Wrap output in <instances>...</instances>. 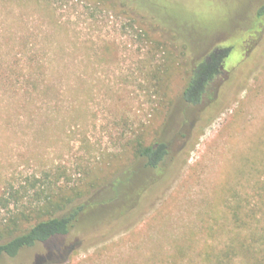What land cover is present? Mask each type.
Returning <instances> with one entry per match:
<instances>
[{"label": "rangeland", "instance_id": "374dc122", "mask_svg": "<svg viewBox=\"0 0 264 264\" xmlns=\"http://www.w3.org/2000/svg\"><path fill=\"white\" fill-rule=\"evenodd\" d=\"M242 2L161 0L171 27L130 29L83 0H0V190L56 168L108 175L128 139L170 122L158 188L128 223L87 232L62 264H207L232 230L221 227L227 191L228 203L236 190L264 214V0ZM217 49L230 50L224 69L185 109L192 67ZM249 158H261L257 173Z\"/></svg>", "mask_w": 264, "mask_h": 264}, {"label": "trees", "instance_id": "16d2710c", "mask_svg": "<svg viewBox=\"0 0 264 264\" xmlns=\"http://www.w3.org/2000/svg\"><path fill=\"white\" fill-rule=\"evenodd\" d=\"M83 1L91 5V10L104 7L124 17L125 26L130 29L136 24L145 25L144 21L152 28L154 25L171 27L170 18L159 4L161 0ZM263 15L264 4L257 13L258 17ZM144 35L137 33L138 38ZM228 52L227 49L213 50L192 67L181 94L185 109L201 102L222 72ZM169 125V121H163L151 139L143 136L146 133L128 139L121 148L122 157L113 156L110 162L113 170L108 175H91L82 169L72 178L66 170L56 168L30 175L19 184L8 181L0 190V264L26 255L38 246L45 247L44 254L32 256L28 264H62L82 245L87 232L98 234L107 226L128 223L143 207V199L168 174L165 160L169 141L165 134ZM260 161L261 158L255 161L249 158L244 160V165L249 173H257ZM245 172L242 169L238 173L243 176ZM231 196L235 199L233 204L224 199L221 227L229 225L232 230L228 231L223 247L218 252L207 251L204 261L207 264H264V214L258 219L254 211L250 213L239 191L235 190ZM74 229L79 231V236L72 243L59 241Z\"/></svg>", "mask_w": 264, "mask_h": 264}, {"label": "flooded vegetation", "instance_id": "af4514ba", "mask_svg": "<svg viewBox=\"0 0 264 264\" xmlns=\"http://www.w3.org/2000/svg\"><path fill=\"white\" fill-rule=\"evenodd\" d=\"M245 2H246V0L244 1L243 0V2H242V4L241 5H239V8H237V9H240V8H242L244 5H245ZM264 4V2L262 3V4H260V6L258 7V10H259V8L262 6ZM258 10H257V13H258ZM257 13H256V17L255 18H259L258 16H257ZM264 16V15H263ZM261 17V16H260ZM222 50V49H221ZM224 50H226V49H224ZM229 52H228V56L230 55V50L229 49H227ZM227 56V57H228ZM226 60V59H225ZM224 63H225V61H224ZM223 69H224V67H223Z\"/></svg>", "mask_w": 264, "mask_h": 264}]
</instances>
